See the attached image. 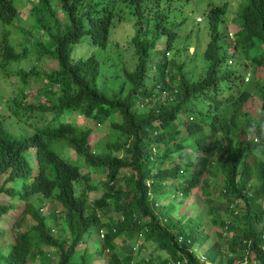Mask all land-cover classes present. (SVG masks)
Wrapping results in <instances>:
<instances>
[{
    "label": "trees",
    "instance_id": "trees-1",
    "mask_svg": "<svg viewBox=\"0 0 264 264\" xmlns=\"http://www.w3.org/2000/svg\"><path fill=\"white\" fill-rule=\"evenodd\" d=\"M172 2L0 0V73L19 79L0 119V219L13 222L0 234L12 238L0 264L46 258L44 247L53 264H264V77L255 78L264 69V0L238 4L231 39L220 29L226 3L208 6L192 37ZM121 19L134 34L120 44ZM45 56L56 62L50 72L13 68ZM32 89L44 101L26 103ZM253 97L258 115L245 110ZM105 122V149L92 151L90 134ZM58 145L105 171L99 197L89 200L92 173ZM196 191L209 216L175 217L176 202ZM205 217L222 231L196 251L210 236Z\"/></svg>",
    "mask_w": 264,
    "mask_h": 264
},
{
    "label": "rangeland",
    "instance_id": "rangeland-1",
    "mask_svg": "<svg viewBox=\"0 0 264 264\" xmlns=\"http://www.w3.org/2000/svg\"><path fill=\"white\" fill-rule=\"evenodd\" d=\"M30 1H32V0H30ZM172 1H173L172 6L177 7V11H180L181 9H182V11H184L186 18H185L183 25L186 27V29H188V31L189 30L193 31L192 37H195L197 35V32H196L197 27H198V30H200L201 27L205 28L206 22L202 24V22H204L203 11H205L206 8L210 5L215 6L217 4L226 3V5H227L226 13L224 15V20L222 21V24L220 25V29L225 30L229 39H231V37L233 36L235 31L237 30V18H236L235 13H237V11L239 9L238 4L240 2H242L243 0H172ZM30 4H32V3H30ZM178 16H179V13H178ZM200 18H201V20H200ZM25 20H26L25 15H20L19 21L23 22ZM238 20H239V18H238ZM131 21L132 20L121 19L117 22V25L113 31V36L117 42H120V44L127 41L134 34V28L131 25ZM199 24H201L200 27L198 26ZM13 32L14 33L16 32L15 35L19 36V38L22 37V32H21V29L19 27L16 28V31L13 28ZM207 40H208V38L206 35L203 38H201L200 43H198V44L193 43V45L188 47V51L190 53H192L195 50L196 46H198V45H199L198 47L200 49H202L205 46ZM158 47H161V44H159ZM122 57L127 58L126 56H122ZM187 58H189V57H187ZM13 66H14L13 67L14 69H18L19 67H22L25 70H29L32 67H34V68H38V70L46 73V72H48V71L50 72L52 69L56 68V62L47 56L43 57L40 61L33 57L29 61L23 60L21 62L15 63ZM263 77H264V69H262V68L256 69L255 70V78H263ZM18 82H19V79L17 77L14 78L11 75V73H4V72L0 73V119H4L7 116H9V114H10L8 109H4V106L8 102H10L12 104L13 99H15L17 97L18 92H19L18 84H17ZM32 83L36 84L35 81H33ZM104 84L105 85H111L112 87H115V88H121V86L123 85V83H121L120 80H109V79H106L104 81ZM38 85H41V84H38ZM125 87H127V85H125ZM27 93L28 94L26 95V98H25L26 103H37L38 101H44V96L39 94V92L35 91L34 89L30 90L29 92L27 91ZM244 106H245V110L248 111L251 115H258L259 114L258 106H260V101L258 98H256V97L251 98L250 100H248L245 103ZM11 117L12 116H10V119H11ZM71 117H72V115H70L68 117V119H71ZM114 118H119L117 113L111 116V119H114ZM77 122L79 124H81L82 120L77 119ZM85 124H89V122L85 123ZM107 125H108V122H105L104 124H101L98 128H96L94 131L91 132L90 137H89V146H90V149L92 151L100 152V151L105 149V143L104 142L107 141V138H108V133L106 130ZM9 129L15 130L16 128L10 126ZM56 152L63 153L65 156H67L73 160H77L79 165L81 166L82 172L92 173L93 178L91 180V183L94 184L95 186H98V189H96V191L90 192L88 194V197H89V200L99 197L101 194V190L99 189V188H101V184L99 181H102L105 179V171H103L102 169H95L91 166L84 164V162L81 159L78 160V157L76 156L75 152H73V150H71V149H68V148L62 149V147L58 145ZM194 153L197 154L196 151ZM130 173L131 172L126 169V170H123L122 174H124L126 177H128V175ZM120 181L122 184L123 180L120 179ZM210 183L211 184L209 187V191H211L212 185L215 184V179L211 178ZM199 192L200 191L194 192V195L192 196V198L187 197L186 200H184L183 204H181V205L176 202V205L178 208L174 211L175 217H179V215H181V214L195 215L200 211V209L202 212H204L205 216H209L205 212L206 206H205L204 201L202 199V195ZM213 201L215 202V204L220 203V201L215 196H213ZM44 205H46V203ZM22 208H23V203H19L17 208H15L14 210H11V213L19 215ZM43 211H45V208L43 209ZM204 220H203V223H204L205 232L207 234H209L210 236L208 237V239L206 240V242L204 243L202 248H200V249L196 248V251L200 250L202 252L207 248L208 244L214 243L216 241V239L218 237L217 233L222 231L220 228L213 226L210 223L209 217H205ZM12 223L13 222H12V218L10 215H8V214L3 215L0 219V234H2V231H4L5 229H9L11 227ZM26 223H29V221H27ZM27 228H28V226L24 225L21 230H25ZM231 234L232 233H230V234H224L223 233V236H228V235L230 236ZM11 239L12 238H11L10 234H7L5 240L2 241L0 239V253L5 252L4 246ZM97 240H98L97 236L94 235L93 239H91V243L93 242V244L90 243L92 250H94V241H97ZM51 249L52 248L44 247V250L46 251L45 253H50V256L46 257L48 259L38 256L36 261L30 262L29 264H53L52 256H51V254H52ZM202 252H200V253H202ZM136 253H139V255L141 254L138 251ZM160 253L161 252H159L158 254H160ZM103 263H104V261L101 260L100 264H103ZM175 264H181V263L176 262Z\"/></svg>",
    "mask_w": 264,
    "mask_h": 264
},
{
    "label": "built area",
    "instance_id": "built-area-1",
    "mask_svg": "<svg viewBox=\"0 0 264 264\" xmlns=\"http://www.w3.org/2000/svg\"><path fill=\"white\" fill-rule=\"evenodd\" d=\"M247 79V78H246Z\"/></svg>",
    "mask_w": 264,
    "mask_h": 264
}]
</instances>
